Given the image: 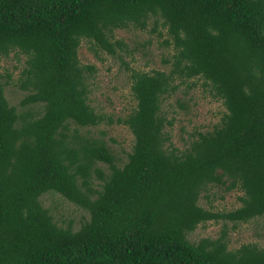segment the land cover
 Instances as JSON below:
<instances>
[{"label":"trees","instance_id":"obj_1","mask_svg":"<svg viewBox=\"0 0 264 264\" xmlns=\"http://www.w3.org/2000/svg\"><path fill=\"white\" fill-rule=\"evenodd\" d=\"M119 29L171 47L168 69L129 68L121 52L136 48ZM82 40L129 68L126 115L91 103ZM10 53L24 59L14 82L0 72V264H264L258 242L228 241L229 222L264 216V0H0ZM199 82L225 111L179 147L165 103L186 108ZM10 83L25 91L19 107ZM114 123L134 137L123 162L92 130ZM214 189L240 191V205L217 209ZM47 192L86 212L79 225L53 218ZM209 221L221 222L216 237L190 238Z\"/></svg>","mask_w":264,"mask_h":264},{"label":"rangeland","instance_id":"obj_2","mask_svg":"<svg viewBox=\"0 0 264 264\" xmlns=\"http://www.w3.org/2000/svg\"><path fill=\"white\" fill-rule=\"evenodd\" d=\"M116 38L123 39L128 49L136 48L133 53H123V59L129 68L150 70L152 68L168 69V65L161 62L163 56L173 52L171 47L160 46L155 34L133 29H119L114 33ZM151 38V41L148 39ZM149 40V41H148ZM143 42L146 45H143ZM149 42V43H148ZM78 56L82 63H92L96 71L90 79L91 92L89 98L97 110L112 113L117 116L126 115L134 105V99L130 93V71L118 57L103 53L101 58L95 57L89 50L87 41L82 40L78 49ZM24 56L10 53L7 57L0 56V72L11 74L13 82L21 69ZM25 91L17 85L10 83L5 87V95L12 105L19 107V101ZM186 108H181L174 97L166 100L165 110L169 117H173V124L169 130L173 142L183 147L184 141L189 140V134L195 128L207 129L219 121L225 108L220 100L212 98L204 90L201 82L194 89H190L184 98ZM168 117V118H169ZM94 133L101 134L111 150L119 156L121 161L127 158V152L131 151L134 137L126 125L123 124H100L92 128ZM215 196L210 202L219 210L236 208L240 205L238 190L222 192L217 189ZM223 195V198L220 197ZM41 201L53 213V218L63 224L73 219L75 226L86 216V212L74 203L62 197L58 193L47 192ZM200 202H205L201 198ZM228 241L229 247H236L245 242H258L264 246V216L254 218L246 222H239L236 228L229 222ZM221 228V222L209 221L203 226L196 228L190 238L193 240L202 236L216 237Z\"/></svg>","mask_w":264,"mask_h":264}]
</instances>
